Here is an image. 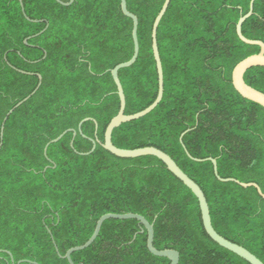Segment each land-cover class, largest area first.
<instances>
[{"label": "trees", "instance_id": "obj_1", "mask_svg": "<svg viewBox=\"0 0 264 264\" xmlns=\"http://www.w3.org/2000/svg\"><path fill=\"white\" fill-rule=\"evenodd\" d=\"M125 1L138 19L139 52L118 77L124 114L133 115L157 96L151 31L164 0ZM22 2L31 21L18 0H0V128L36 89V74L41 83L3 128L0 264H69L65 253L90 239L100 217L128 213L152 224L154 248L176 251L178 264H248L206 235L196 197L157 158H117L98 144L80 155L91 151L95 125L84 122L80 135L79 123L94 120L103 142L119 110L110 71L134 49L132 21L120 0ZM250 2L171 0L157 28L162 99L146 116L114 129L111 141L123 150L154 147L167 154L204 193L217 234L264 264V200L254 188L218 181L211 162L194 161L214 159L220 178L255 183L264 194V109L231 83L233 68L259 53L236 35ZM241 32L264 44V0L254 2ZM243 78L264 94V68H251ZM67 130L77 132L73 149L71 132L49 144ZM140 231L136 220H106L71 261L169 264L149 253L147 233Z\"/></svg>", "mask_w": 264, "mask_h": 264}, {"label": "water", "instance_id": "obj_2", "mask_svg": "<svg viewBox=\"0 0 264 264\" xmlns=\"http://www.w3.org/2000/svg\"><path fill=\"white\" fill-rule=\"evenodd\" d=\"M18 1L21 5V10H22L24 17L28 21H31L25 15L22 0H18ZM170 1L171 0H164V3L162 5L161 10L159 11L158 15L156 16V18L153 22L152 31H151V46H152L153 58H154V61L156 64L157 76H158V91H157L156 99L146 109H144V110H142L136 114H133V115H125L124 114L125 96H124V92H123L121 83L119 81L118 71L121 69L128 68V67L132 66L137 59L138 52H139V44H138V39H137L138 19L136 16H134L133 14L128 12L127 7H126V1L120 0L121 12L123 13V15L125 17L131 19V21H132L131 35H132V41H133L134 49H133V55L128 62L118 64L110 71V74H111L112 79L114 81V84L116 86V91H117V95L119 98V110H118L117 115L111 119V121L109 122V124L106 127L105 132H104L103 142H100L96 137L97 123L94 120H92L90 118H86L79 123L77 131L80 135H82L81 126L84 122L92 121L95 125V139L91 140L92 149L90 152L80 154V155H88V154L92 153L94 151L96 145L98 144L105 151H107L108 153H110L111 155H113L117 158L135 159V158L146 157V156H152V157L157 158L158 160H160L163 163V165L166 167V169L176 179H178L185 187H187L192 192V194L196 197L198 204H199L202 225H203V228H204L206 235L214 243H216L218 246H220L223 249L235 254L236 256H238L239 258H241L242 260H244L248 264H263L258 258H256L253 254H251L245 248H243L237 244H234V243L224 239L219 234H217V232L213 229L212 224H211L209 208H208V204H207L204 193L202 192L200 187L194 181H192L183 171H181V169L175 164V162L167 154H165L164 152H162V151H160L154 147H145V148L134 149V150H123V149H119V148L115 147L112 144L111 136H112V132L114 129L118 128L122 124L129 123V122L138 120V119L146 116L147 114H149L152 110H154L156 108V106L160 103V101L162 99V96H163V73H162V65H161V60H160L158 46H157V28H158V25H159L162 17L164 16L165 12L167 11V8L170 4ZM255 1L256 0H251V2L249 4L248 12L245 15L241 16L238 23L236 24V35L242 43H244L246 45H251V46H258L259 47V53L256 55H252V56L245 58L244 60L239 62L233 68L232 73H231V83H232L234 90L243 99H246L250 102H253V103L261 106L264 109V94L255 90L254 88L248 86L245 83L244 78H243L246 71H248L251 68H255V67L264 68V44L261 41L246 39L241 32L242 24L245 22V20H247L249 17H251L253 15V4ZM56 2L63 5V6H69L74 2V0H70L68 3H62L60 0H56ZM32 22H37V21H32ZM42 32H44V31H42ZM26 43H27V40L25 41V44ZM36 77L38 78V81H39L36 89L28 97H26L25 99H23L22 101L17 103L6 114L5 118L3 119L2 124H1V128H0V148L2 146L3 128H4V124L7 120V118L10 116V114L17 107H19L21 104H23L25 101H27L35 93V91L38 89V87L41 83V76L36 74ZM188 131L189 130L185 131L180 137V143L182 144L183 147H184V145L182 143V137ZM67 132H71L73 135L72 141L70 143V146L73 149L72 142H73V139L75 138V136L77 134V132L74 130L65 131L58 138L49 142V144L58 142L63 137V135L66 134ZM47 146L44 149V154L46 153ZM187 155H188V157H190L188 153H187ZM194 161H197V162L209 161V162H211L213 165L214 176L216 177V179L218 181L223 182V183H226V182L234 183V184H236V185H238L244 189L254 188L257 191L258 195L264 200V194L262 193L261 189L259 188V186L257 184H255V183H241V182H239L235 179H232V178H229V179L220 178L218 173H217V165H216V161L214 159H211V158H208L206 160L194 159ZM110 219H113V220H136L138 222V225L141 227L140 233H142L144 230L147 233L146 246H147V250L149 251V253L155 257H162V258L168 259L170 262L169 264H178L179 254L176 251H173V250L158 251L154 248V246H153L154 232H153L152 224H149L143 217L136 215V214H131V213L122 214V215H115V214L103 215L96 222L94 232H93L92 236L90 237V239L82 246H78V247H74V248L69 249L65 253L63 258H65L69 264H73V262L71 261V254L74 252L82 251V250L86 249L87 247H89L94 242V240L96 239V237L100 231L102 223L104 221L110 220ZM134 238H135V236H134ZM6 253L12 259L11 254L9 252H6ZM22 262H24V261H20L17 264H20ZM12 264H13V261H12Z\"/></svg>", "mask_w": 264, "mask_h": 264}]
</instances>
